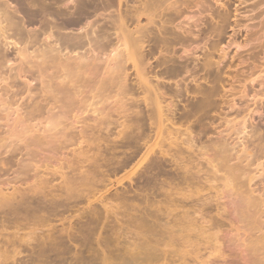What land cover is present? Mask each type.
Returning <instances> with one entry per match:
<instances>
[{
  "label": "bare ground",
  "instance_id": "1",
  "mask_svg": "<svg viewBox=\"0 0 264 264\" xmlns=\"http://www.w3.org/2000/svg\"><path fill=\"white\" fill-rule=\"evenodd\" d=\"M185 3L187 0H134V11L128 18L122 14L123 7L128 8V0H0V178L4 177L1 173L8 176L7 179H0V211L12 212L14 204L17 207L26 204V199L16 198L17 193L15 194L14 190L12 193L4 192V186L23 182L27 186L26 190L35 194L37 189H42L47 184V180L42 178L46 174L44 171L54 172L55 175L57 170L61 169L44 161L47 155L44 156L45 159H39L41 154L50 155L75 147L69 152L75 160L73 165L85 162L91 145L99 143L101 132L109 133L107 130L110 125L122 127L118 135L124 134L123 136L126 137L131 133L133 128L131 129V125L127 124L133 123L130 115L135 107H140L137 103L141 102L146 109L145 113L142 109L144 113L142 116L145 119L140 120L142 128L138 127V123L135 125L136 131L140 130L136 139L139 137L141 140L142 136L147 138L146 130L154 127L153 147H158L161 151L166 145L168 148L177 146L178 152L175 151L180 158L174 163H177L176 167L182 172H177L179 185L171 189L164 198L167 209L155 210L158 217L154 216L157 218L156 226L153 223L154 229L152 226L149 227L148 223L145 224L147 220L135 228L132 235L136 237L137 243L128 248L126 264H218L217 261L224 260L221 242L218 235L213 232L220 220L218 222L212 219L206 220L203 214L214 198L227 199L229 202L231 213L234 214L237 221L235 222L238 224L237 231L244 238L246 264H264L262 194L264 130L257 123L252 122L253 114L262 111L258 115L260 118L264 112V69L250 72L244 79L245 84H255L256 80H260L258 84L260 90L255 91L254 86L243 85V90L238 92L239 106L236 107L237 104L234 103L231 105V110L228 108L229 114H225L221 119V126L224 129L218 133L213 142H211L213 138L210 139L207 146L198 149L188 131L179 137L181 132L178 135V130L173 129L174 126L176 127V120L185 122L190 116L197 115L205 120L211 111L219 108L216 98L220 97V92L216 86L221 82L220 73L226 65L224 61L228 56V53L219 46L228 28H231L232 35L227 43V50L231 46H235L236 49L249 47L247 51L256 50L255 43L264 44V0H240L234 10H231L230 5L224 0H189L187 6ZM241 5L244 7L239 8ZM113 13L116 15L112 16ZM203 14H206L205 17H202ZM133 24L136 27L129 29V25ZM200 26L203 28L197 30L198 35L193 34L194 29ZM74 31H83V33L76 34ZM199 34L209 35V38L214 40L204 46L201 59L188 58L189 51H184L185 57L176 58L174 48L180 46L186 50L198 45L201 41ZM114 35L116 43L112 40ZM240 39L242 40L239 41ZM262 47L264 48L263 45ZM9 49L15 52L16 57L13 61L8 57ZM158 50L162 57L158 58L155 66L151 68L148 62ZM192 51L195 49L191 50L193 56ZM219 52L218 63H213L212 60L216 57L214 54ZM252 57L250 59H253ZM193 62L199 64L191 67ZM128 63L136 73L140 101L132 99L134 93L127 84ZM162 66L166 67L160 75L179 78L183 74H189L191 82L196 83L199 79L195 80V76L201 74L202 81L210 82L214 86L211 89H204L200 84H196L193 88L186 86L185 92L199 96L201 99L195 102L188 101V110L182 111L183 114L176 119L172 108L175 107L174 99L182 97L180 90L174 92L172 88L164 87L163 91L159 84L152 86L149 79V70ZM249 96L252 106L248 105ZM165 97L169 98V103H166ZM164 103L166 105L163 106ZM120 120L122 122H119ZM135 136L131 135V139L134 140ZM179 139L180 143L176 144ZM137 143L135 141L134 145ZM130 147L134 150L141 149V147L140 149L135 146ZM163 151L160 153L162 157L169 154V151L166 153ZM196 151L201 157L210 152L205 159L204 167L199 162L195 164L192 155ZM135 155L137 156V153ZM127 158L129 161V157ZM133 158L131 156L130 159ZM161 164L160 160L157 165L162 171ZM165 166L163 167L168 168ZM13 168L15 169L12 170ZM158 168L157 171L160 172ZM152 169L155 168L152 166ZM152 169V173L156 171ZM160 173L157 174L162 177ZM93 175L95 174L92 173ZM151 178L155 179L152 176ZM166 178H170V175ZM256 179L259 180L258 183L255 182ZM70 182L66 184L68 189L73 185V181ZM184 184L187 185L186 187L196 186L186 190L182 186ZM180 185L182 188L179 187ZM181 190L185 192L182 193ZM212 190H215L214 196H210ZM204 192L208 194L202 195ZM32 198H29L28 203H31ZM170 207L173 209L170 210ZM16 209L18 211V208ZM22 210L25 215L24 209ZM221 210L223 213H219V216L227 213L226 207ZM12 213H16L15 209ZM25 217L27 219V216ZM220 226L222 227L219 225V228ZM91 234L95 235V233ZM224 236L226 238V235ZM107 240L110 238L105 241ZM106 243L109 244V241ZM118 251L116 255L122 256ZM135 251L137 253H134ZM232 251L235 252L233 249Z\"/></svg>",
  "mask_w": 264,
  "mask_h": 264
},
{
  "label": "rangeland",
  "instance_id": "2",
  "mask_svg": "<svg viewBox=\"0 0 264 264\" xmlns=\"http://www.w3.org/2000/svg\"><path fill=\"white\" fill-rule=\"evenodd\" d=\"M224 1L227 3V5H230L231 10H234L239 5L238 1H240V0H224ZM188 2H189V0H187V3H185V6H187L189 4ZM127 5H128L127 9L125 7H123L122 14L124 16L130 18L131 14L134 11V9H133L134 8V0H128ZM243 7H244V5L243 6L241 5L239 8H243ZM194 10L196 11V9H194ZM125 12H126V14H124ZM128 12H130V13H128ZM115 15H116V13L112 14V16H115ZM205 15L206 14H203L202 17L203 16L205 17ZM232 20L233 19H231V21ZM158 26H160V24H158ZM135 27H136V25H134V24L129 25V29H131V28L133 29ZM202 28L203 27L200 26V27L194 29L193 34L198 35L197 30L202 29ZM29 29H32V27H29ZM74 33H76V34L81 33L82 34L83 31L82 32L74 31ZM111 33H113V32H111ZM231 35H232L231 28H228V30H226V33L223 37V41H222L221 45L219 46L220 49H223L226 51V53H228V56L226 57V60L224 61V63H226V65L223 68L222 73H220V74H222V76L220 75L221 82H219L216 86L219 88L218 90L220 92V97L222 96V98H220V97L216 98V103L218 104L219 108L217 110L211 111L209 116H207L208 118L205 117V120L202 119L199 115L192 116V117L190 116V118L185 122L184 121L180 122V121L176 120L177 121L176 127L175 126L173 127V129H175L176 131L178 130L177 131V132H179L178 135L181 132L179 137L182 134H185L186 131H188V133L191 134V138H193L192 140H193L194 145L197 146L198 149L202 146H207L208 142L210 143V139H212V138L213 139L211 140V142H213L215 140V138H217L218 133L224 129V127L221 126V119L223 118V116L225 114H229L228 111L231 110V108H232L231 105H234V103H236V104L238 103L237 98L240 96V94L238 92L243 90V85L245 84L244 79L248 76V74L250 72H257V71H259V69H264V62H263L264 61V57H263L264 56V48L262 47V45L264 46V44L259 43V42L255 43L254 49H256V50L252 49V50L247 51L249 49V47L236 49L235 46H231L227 50V43H229V41L231 40ZM199 36L201 38V41L199 42L198 45L197 44L193 45V46L187 48L186 50H184L180 46H176L174 48V51L176 50L175 51V57L176 58H178L179 56L185 57L184 51H189L190 56L188 55V58L199 57V59H201L202 54L204 52V46L209 45V43L214 41V40L212 38H209V35L199 34ZM243 38H244V34H243ZM242 39H240L239 41H241ZM112 40L114 43L117 42L115 35L112 36ZM194 49H195V51H192V52H194V54L192 56L191 50H194ZM257 50H258V52H257ZM260 50H261V52H259ZM189 52H187V54H189ZM256 52H257V54H256ZM8 53H9L8 57L10 59H12V61H13L16 57L15 52L13 51V49H9ZM214 55L216 57L213 58L212 62L218 63L220 52L215 53ZM252 56H254V57H252ZM161 57H162V54H159V50H158L156 52V54H154V57H152L148 62L151 65V68L153 66H155L157 59L158 58L160 59ZM251 57L253 59H250ZM102 58L104 59V57H102ZM256 60H257V62H256ZM197 64H199V63L193 62L191 64V67H193L195 65L197 66ZM220 66H222V65H220ZM165 67L166 66H162V67H159V68L153 69V70L150 69L149 70V79H150L152 86L159 84L161 89H163V91H164V87L172 88V90L174 92H179L178 89L180 90L182 97H180L178 99H174L173 104L175 107L172 108V110H174V116L177 119L178 117L181 116V114H183V112H186L188 110V101L189 102H195L196 100L201 99L199 96H195L189 92H185L186 86L193 88L196 84H200L204 89H209V88L211 89L214 86V84H211L210 82L205 83L204 81H202L200 79V77L202 76L201 74H198L197 76L193 75V76H195V80L199 79L196 81V83L191 82V77H189V74H185V75L183 74L180 77L178 76L179 78H173V77H167L166 75H160V72L163 71V69H165ZM261 67H263V68H261ZM126 71L128 73V83L127 84L132 89V93H134V97H132V99H137L140 101V98H138V96H139L138 95L139 94L138 88L139 87L136 84V78H135L136 73L134 72L135 70L128 63L126 65ZM30 81L33 83L32 80H30ZM259 82H260V80L255 81L256 86L254 83H249V84H253V85H249L247 83V84H245V86H247V87L254 86L255 87L254 90L257 91V89L260 90V87L258 86ZM34 83H35V81H34ZM250 94L252 95V93H250ZM250 96L248 98V101H249L248 105L252 106V102L250 101L251 100ZM165 98H166V103H169L170 102L169 98L168 97H165ZM232 100H234V101L232 102ZM166 103H164L163 106L166 105ZM137 104L140 105V107H138V108L135 107L134 112L130 115V119L133 121V123L127 124V125H131V129L132 128L135 129V131L132 129L131 133H133V134L130 133L129 134L130 136L126 135V137H124L125 136L124 134H123L124 136L118 135V132L122 129V127L117 126L115 124L110 125L109 129L107 130V132H109V133H106V131L101 132V133H103V135L100 133L99 143L91 145V147L89 149L90 151L87 155L88 161L86 159L85 162L80 163V164L73 165L75 163V160L72 157V154L69 153L70 150L75 148V147L68 148V151L62 150L60 152L51 153L50 155L41 154L38 157L39 159L43 160V159H45L44 156L47 155L48 157L44 161H46L47 163L54 165L56 167H60L61 169H58L57 172L55 173V175H54V172L44 171V173H46V174H44L42 176V178L47 180V184L42 189H37L35 194L28 192L26 190L27 186L25 184H23V182H21L22 184L18 182L17 184H12L10 186H4L3 187V189H5L4 192H7V193H12L14 190V193L15 194L17 193L16 198H18V199L24 198V200L26 199V204H23L20 207H17L14 204L12 206V210L14 211V209H15L16 213H12L13 211L12 212L11 211L10 212L0 211V264H36V263L37 264H122V263L126 264L125 260L128 259V255H127L128 248L130 246L134 245L135 243H137L135 240L136 237L134 235H132V233H134V231L136 230L135 228H137L139 225H142L147 220V222L145 224L148 223L147 225L149 227L152 226V229H154L153 223L155 224V226L157 224V220H156L157 218L154 217V216H157L156 211H157V209H160V208L167 209L166 207H168V206L166 203H164V198H165L166 194L171 192L170 191L171 189H175L177 187L176 185H179L177 183L179 181V178H178L179 174L177 172L178 171L182 172V171L178 170V167H176L177 163H174V161H176L177 158H180V156L177 154V152H178L177 146L174 145V146H170L168 148V146L166 145L167 147L165 146L164 148H162L161 151L164 150L163 152H165V153L169 151L168 152L169 154L165 155V157H162L160 155L161 151L159 150L158 147H153V143H155V136H154V130H153L154 127H152V129H149V127H147L149 130H146L145 133L148 135H146L147 138L145 136L141 137V140L143 137H145V139L143 138V141H141L139 137H138V139H136L137 136H139L140 130H138L139 132H137L135 125L138 123V127H141V124H142L141 121H142V119H145V117L142 115L145 113V110H146L144 108V105L141 102H138ZM263 105H264V100H263ZM237 106H239V104H237L236 107ZM251 108H253V107H251ZM142 109L144 110V113H143ZM139 110H140V113H139ZM261 112L262 111H259L255 114H253L254 116L252 115V117H253L252 122H253V124L257 123L262 128V130H264V124H262V123H264V115H263L264 112H263L262 116H260V118L258 116V115H260ZM134 116H135V118H133ZM113 117L115 118V114L113 115ZM138 119H139V121L137 122ZM145 121L146 120H143V122H145ZM254 121H255V123H254ZM119 122H122V120H120ZM200 122H201V124H200ZM202 122H203V124H202ZM117 127H119V128H117ZM207 129H208V131H207ZM183 130H185V131H183ZM127 132H129V130H127ZM151 132H153V133H151ZM137 133H138V135H136ZM204 133H206L207 135ZM131 135H132V137H134L136 135L135 136L136 140L135 139L134 140L136 141V143H137V141H139L137 143V145L136 144L134 145L135 141L133 139H131ZM128 137H130V138H128ZM124 140H125V142H124ZM131 140L134 142H131ZM128 143H129V145H128ZM177 143H180V139L178 142H176V144ZM121 145H123V146H121ZM130 146H132V147L135 146V148L138 147L139 149L141 147V149L140 150H137V149L134 150V148L132 149ZM124 148H126V150ZM93 149H94V151H93ZM129 151H131L132 153ZM134 151H138V152H134ZM125 152H126V154H125ZM57 153H59V154H57ZM130 153L132 155H130ZM136 153H137V156L135 155ZM69 154H71L70 159H69ZM92 155H94V156H92ZM193 155H192L193 160L196 161L195 164L197 162H199L200 164H202V167H204L205 166V159L210 155V152H208L206 154V156H202V157L198 156L197 151ZM131 156H132V158L134 157L135 159L134 158L130 159ZM97 157H98V159H97ZM127 157H129V161H128ZM18 158H20V156ZM66 158L68 159V161ZM162 158H163V160H162ZM164 158H166V160ZM94 159L98 160V161H95ZM50 160H51V162H50ZM70 160H71V163H70ZM158 160L162 161V164H161L162 171H161V169L158 168L159 167V165H157L159 163ZM93 161H94V163H93ZM170 161H172L173 163ZM263 161H264V159H263ZM155 162H157V164H155ZM151 163H152V165H151ZM165 163L167 164L166 166L168 168L163 167V166H165L164 165ZM153 164H155V165H153ZM76 165H78V166H76ZM102 165L104 168L102 167ZM156 165H157V167H155ZM152 166L155 168L154 170H156V171H154L152 169ZM157 168L160 172H162V174L157 171ZM14 169L15 168H13L12 170H14ZM151 169H152V171H154L153 173L151 172ZM90 172H92L95 175L92 176V173H90ZM144 172H146V173L143 174ZM171 172H173V173H171ZM65 173H67V174H65ZM157 173H160L162 177H159V174H157ZM9 174L11 177L12 176L11 172ZM71 174H73V175L71 176ZM146 174L147 175L149 174L148 177H150L149 178L150 180L147 179L148 177ZM171 174H173V175H171ZM29 175L31 176L32 173ZM165 175H166V177L170 175V178L164 177ZM1 176H4V177H1L0 179H7L8 178V176L4 175L3 173H1ZM151 176L155 177V179L157 177L158 178L155 180L154 178H151ZM78 178H80V179H78ZM171 178H173V179H171ZM151 179H153V180H151ZM176 179H177V181H176ZM258 179L255 180L256 183H258V181L261 180V177L259 180ZM53 181H54V183H53ZM70 181H73V185H70V189H68L66 184L69 183ZM88 182H90L91 184ZM70 183L72 184V182H70ZM192 183H196V182L192 181ZM28 184L30 185L31 181ZM262 185H264V182L262 183ZM182 186L186 190H190V189H192V186H196V185H189L188 187H186L187 185L184 184ZM8 187H9V189H8ZM179 187L182 188L181 185ZM141 189H142V191H141ZM39 190H40V192H39ZM181 192L184 193L185 190H181ZM20 194L23 197H21ZM207 194H208L207 192H204L202 195H207ZM262 194H263V198H264V188H263ZM26 195L29 196L28 199H27ZM214 195H215V190H212L210 192V196H214ZM32 196H33V198H32ZM136 196H137V198H136ZM157 196H158V198H157ZM122 197H123V199H122ZM29 198L30 199L32 198L33 202L31 201V203H28V201L30 202ZM150 198H152L153 200ZM34 199H36V200L34 201ZM136 200H137V202H136ZM228 203L229 202L227 201V199L217 200L214 198V199H212V202L210 204L212 206L209 205L207 207L208 209L205 208L204 213H203L206 220L212 219L214 222H218L220 220L218 222L217 227L214 228L213 232H215L218 235V238L221 242V250L223 251V253L225 255V259L219 260L217 262H218V264H240V263L246 264V260L244 259L245 255H246L244 252V243H243L244 238H243L242 234L239 231H237L238 224L236 223L237 221L234 218V214L231 213V210L229 208ZM32 204H33V206H32ZM57 204H59V205H57ZM200 204H202V203H200ZM226 204H228V205H226ZM26 206H28V207H26ZM36 206L37 207L39 206L38 207L39 209L36 208ZM50 206L52 208H50ZM217 206H219V207L217 208ZM70 207H72V208H70ZM224 207H226L227 213L222 215V216H219V213L220 214L223 213L221 209H223ZM16 208H18V211H20V213H22L21 210L24 209L26 214L23 215V213H24L23 212L21 215H19L20 213L17 211ZM42 208H43V210H42ZM169 209L172 210L173 207H170ZM227 209L230 211H228ZM26 210L28 212L29 211L30 212L28 213V212H26ZM33 211H34V213H31ZM8 213H10V215H8ZM138 215H139V217H138ZM230 215H232V216H230ZM25 216H27V219ZM152 216H153V218H152ZM226 216H227V218H229V220L226 218ZM230 217L234 218V220L231 219ZM8 218H9V220H8ZM143 218L145 221L143 220ZM150 221L152 224H150ZM221 221H222V223H221ZM130 222H132V223H130ZM93 223H95V224H93ZM128 223L130 224V226H128L129 225ZM81 224L84 226H82ZM219 225H222V227L220 226V228H219ZM84 228H87V230H85ZM110 228H111V230H110ZM92 230H93V232H90ZM231 231H232V233H231ZM87 232L88 233L90 232L89 234L92 237H90ZM91 233H95V235L91 234ZM83 235H84V237H83ZM224 235H226L227 239L225 238ZM103 236H104V238H103ZM109 236H111V237H109ZM58 237H59V239H58ZM106 237L108 239L110 238V240H107V241H109V244H107L106 243L107 241H105L107 239ZM88 238H89V241H88ZM90 238H92V239H90ZM102 239H105V240H102ZM114 239H116V240H114ZM48 240H49V242H48ZM50 240L51 241L53 240V241L51 242ZM58 240H59V242H58ZM75 241H77V242H75ZM103 242H104V244H103ZM110 242H111V244H110ZM109 245L110 246L113 245L112 247H114V248L110 247ZM53 246H54V248H52ZM104 246L108 250L106 248H104ZM227 246H228V248H227ZM85 247H86V249H85ZM223 247H224V249H223ZM229 248L231 250H229ZM232 249L235 252H233ZM39 250H42V251H39ZM117 250H119L118 251L119 253L121 252L119 255H122V256L116 255ZM56 253H58V254H56ZM114 253H115V255H114ZM134 253H137V252L135 251ZM201 254H204V252H202ZM82 255H84V256H82ZM110 255L113 257H111ZM123 255H126V256H123ZM239 255H240V257H239ZM115 256L119 260L116 259ZM205 257L206 256L204 254V258ZM30 258H31V260H30ZM50 258H51V260H50ZM125 258H127V259H125ZM59 259L61 260V262ZM121 259H123L124 261ZM238 260H239V262H238Z\"/></svg>",
  "mask_w": 264,
  "mask_h": 264
}]
</instances>
